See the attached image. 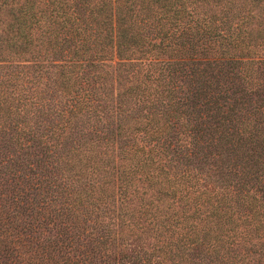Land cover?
<instances>
[{
  "label": "trees",
  "instance_id": "16d2710c",
  "mask_svg": "<svg viewBox=\"0 0 264 264\" xmlns=\"http://www.w3.org/2000/svg\"><path fill=\"white\" fill-rule=\"evenodd\" d=\"M0 264H264V0H0Z\"/></svg>",
  "mask_w": 264,
  "mask_h": 264
}]
</instances>
